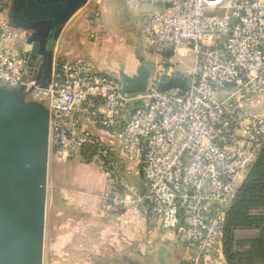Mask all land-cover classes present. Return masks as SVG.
I'll return each instance as SVG.
<instances>
[{"label":"built area","instance_id":"obj_1","mask_svg":"<svg viewBox=\"0 0 264 264\" xmlns=\"http://www.w3.org/2000/svg\"><path fill=\"white\" fill-rule=\"evenodd\" d=\"M157 6L144 47L170 57L191 51L185 87L128 92L91 61L56 60L49 84L0 19V86L24 88L49 110L50 152L86 157L119 191L113 203L145 202L162 227L201 259L223 250L226 210L264 148V0H129ZM181 74V73H180ZM116 137L107 143L83 125ZM52 149V150H51ZM136 166L139 186L123 176ZM260 213V210H252Z\"/></svg>","mask_w":264,"mask_h":264},{"label":"crops","instance_id":"obj_2","mask_svg":"<svg viewBox=\"0 0 264 264\" xmlns=\"http://www.w3.org/2000/svg\"><path fill=\"white\" fill-rule=\"evenodd\" d=\"M37 1L45 4L56 0ZM25 6L26 0H0V19L17 26L15 28L20 35L17 46L32 58L37 77L40 75L41 80L52 77L54 64L61 58L91 61L99 69L113 72L124 70L131 75L137 71L142 60L147 61L139 48L138 27L135 25L141 20L139 25L142 29L141 26L153 11L148 7H135L129 0H79L77 10L52 38L49 21L29 22L24 19L22 11ZM36 42L43 47L44 53L34 59L32 49ZM102 45L107 50L99 52ZM21 99L28 105L38 102L28 92ZM83 125L107 143L119 145L116 137L106 131L95 128L87 121H83ZM122 171L125 178L142 189V178L136 166L123 168ZM51 181L55 197L60 195L75 213L80 212V217L84 216L83 212L97 213L88 222L80 220V217H69L65 222H60L56 238L60 246L73 243L82 224L83 228L89 229L97 226L98 232L104 229V233H100L103 240L98 244V251L106 256V246L109 244V247H113L110 253L119 260H128V264H186L195 259L194 252H190L162 227L159 217L147 203H138L137 210L126 206L114 208L109 213L106 197L110 183L94 163L85 162L80 156L60 157L51 151L48 182ZM99 215L103 216V220L98 221ZM251 236L258 237L255 234L241 237ZM198 264L229 263L223 250H219L201 259Z\"/></svg>","mask_w":264,"mask_h":264},{"label":"water","instance_id":"obj_3","mask_svg":"<svg viewBox=\"0 0 264 264\" xmlns=\"http://www.w3.org/2000/svg\"><path fill=\"white\" fill-rule=\"evenodd\" d=\"M78 6L79 0L45 4L26 0L22 13L29 22L49 21L53 38ZM43 53L40 43H34V59ZM96 70L121 81L128 92L146 90L152 74L146 60L132 75L124 70ZM50 80L38 76L43 87ZM25 94L24 88L0 86V264H43L49 110L40 102L25 104L21 99Z\"/></svg>","mask_w":264,"mask_h":264},{"label":"rangeland","instance_id":"obj_4","mask_svg":"<svg viewBox=\"0 0 264 264\" xmlns=\"http://www.w3.org/2000/svg\"><path fill=\"white\" fill-rule=\"evenodd\" d=\"M144 8L148 7L149 10H156L158 7L150 4L143 6ZM141 20L139 21L140 24ZM136 23L135 27H138V44L139 48L142 50L143 56L147 58V63L151 67V72L153 77H157L162 74V71L166 70L168 73L179 72L181 74L188 73L191 70L193 65V55L191 51L182 50L181 52L176 53L173 56L166 57L162 54H157L151 50L144 47L142 44V29L140 25ZM143 26V25H142ZM141 26V27H142ZM141 29V31H140ZM102 50H107L102 45L99 48V52ZM52 150V149H51ZM53 153V152H52ZM85 162H88L86 158L82 157ZM52 163V162H51ZM49 173V171H48ZM244 179V178H243ZM115 188L110 184V191L106 197V205L108 212H112L114 208H119L113 203V195L118 194ZM72 206L67 204V201L62 199L60 195L55 197V190L53 191L52 181L48 182L47 180V199H46V215H45V234H44V254H43V264H128V260H119L114 254H111L110 251L113 250V247H107L106 256L98 251V244L102 239L100 233H104V229L101 232H98V227L94 226L93 229L83 228L82 224L80 226L79 232L75 237L73 243L68 246H60L57 244V228L60 222H65L69 217L78 218L80 217V212H74ZM79 213V214H78ZM84 216L80 217L84 220L95 218L97 213L92 214L91 212H83ZM90 213V214H89ZM157 216V215H156ZM99 220H103V216ZM158 217V216H157ZM257 235L259 236V231L256 229H237L234 232L236 239H242L241 236L248 235ZM249 238H252L249 237ZM110 253V254H108ZM263 264V263H260Z\"/></svg>","mask_w":264,"mask_h":264},{"label":"trees","instance_id":"obj_5","mask_svg":"<svg viewBox=\"0 0 264 264\" xmlns=\"http://www.w3.org/2000/svg\"><path fill=\"white\" fill-rule=\"evenodd\" d=\"M185 85L182 74L175 72L170 77H162L160 88L167 90ZM86 160L89 162L88 158ZM257 209L260 213L252 212ZM237 229H256L259 236L236 239L234 232ZM223 252L229 264H264V148L250 166L226 210Z\"/></svg>","mask_w":264,"mask_h":264},{"label":"flooded vegetation","instance_id":"obj_6","mask_svg":"<svg viewBox=\"0 0 264 264\" xmlns=\"http://www.w3.org/2000/svg\"><path fill=\"white\" fill-rule=\"evenodd\" d=\"M17 45L19 46V40L17 41ZM20 50H21V48L20 47H18Z\"/></svg>","mask_w":264,"mask_h":264}]
</instances>
